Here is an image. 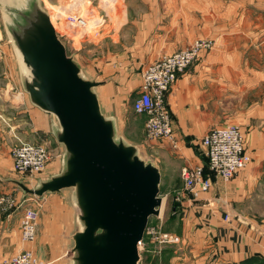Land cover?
Segmentation results:
<instances>
[{"label": "rangeland", "instance_id": "1", "mask_svg": "<svg viewBox=\"0 0 264 264\" xmlns=\"http://www.w3.org/2000/svg\"><path fill=\"white\" fill-rule=\"evenodd\" d=\"M33 1L52 17L68 54L79 63L81 75L86 79L103 82L95 90L104 112L117 120L118 137L136 145L141 158L157 164L163 170L160 186L163 198L161 214L152 216L150 220V228L140 244L139 264H264V248L261 251L258 245L254 248L253 256L232 262L214 263V249L209 246L204 249L201 244L204 236L210 239L211 235L195 222V215L191 216V207L186 206L187 210L182 207L186 197L196 199L186 192L183 193L184 198H178V193L185 190L182 168L189 164L207 163L201 140L212 126L237 125L244 132L249 154L254 149L264 152V146L260 145V138L264 137V15L250 17V14L259 10H246L245 1L237 0V19L231 27L234 33L220 35L223 42L218 47L214 44L211 33H201L183 48L172 49V43L176 39H182L186 32L184 22L181 24L182 0H0V105L4 104L2 96L8 98V103L4 105L7 106L4 109L6 115L2 112L3 109L0 110V119H3L1 113L6 120H9L7 116L12 117L10 125L9 122L6 126L0 124V138L11 135L15 139L12 150L24 143L42 144L49 157L45 169L35 176L17 172L12 156L10 174L30 187L38 186L42 181L60 173L64 167L63 152H60L63 144L57 141L55 135L57 129H60L57 117L43 111L45 116L42 119L37 120L29 114L21 122H17L19 118H16L21 102H32L24 87V75H27L25 64L9 28L15 15L14 10ZM204 4L210 6L212 3L202 2L203 6ZM255 4L261 7L260 1ZM253 6L255 7L254 4ZM228 20H221V24H228ZM206 21L204 19L205 23ZM199 27L202 32L210 30V27ZM196 41H203L204 46L199 49L196 62L186 72L190 71L194 76L198 73L205 74L206 79L210 80L219 79L216 85L220 88L213 93L210 84L205 94L210 107L207 106V109H212L213 105L219 107L214 106L213 111L216 113L210 114L209 111L207 114L210 122H199L200 128L195 124V129L178 130L180 140L190 146L189 155L184 150L182 152V143L178 151L168 139H148V116L135 112L132 106L141 89L130 96L124 88L129 83V77L125 76L127 73H140L142 77L143 70L153 61L165 54L184 50ZM172 92L173 87L166 97L169 109V94L172 95ZM11 99L13 103L9 102ZM196 100L194 90L186 100L187 107L195 109ZM171 116L173 118L172 112ZM247 116H252L253 120L246 128L243 121ZM35 127L39 129L36 130ZM179 155L188 157L191 161H185ZM250 157L251 162L252 156ZM13 187L12 193L0 194V205L4 206L0 209L1 217L2 213L15 217L10 221L9 227L12 246L16 248L21 243L19 250L13 254L31 249L46 264H71L73 260L68 251L74 243L72 234L83 228L78 218L75 189L66 188L62 194L47 193L37 197L25 194L18 185ZM28 208L37 212L36 235L31 241L24 238L23 221ZM247 213L255 221L253 230L258 234L255 235L257 241H260L259 234L264 229V201L257 202ZM250 257L253 258L249 261ZM5 258H0V261Z\"/></svg>", "mask_w": 264, "mask_h": 264}, {"label": "water", "instance_id": "2", "mask_svg": "<svg viewBox=\"0 0 264 264\" xmlns=\"http://www.w3.org/2000/svg\"><path fill=\"white\" fill-rule=\"evenodd\" d=\"M10 32L30 70L24 87L31 102L54 114L64 167L36 187L14 180L25 194L41 197L74 188L83 228L72 238L73 264H139L140 243L152 216L160 215L161 171L118 137L95 88L58 35L52 17L36 1L14 10Z\"/></svg>", "mask_w": 264, "mask_h": 264}, {"label": "crops", "instance_id": "3", "mask_svg": "<svg viewBox=\"0 0 264 264\" xmlns=\"http://www.w3.org/2000/svg\"><path fill=\"white\" fill-rule=\"evenodd\" d=\"M244 1L246 10L249 8L252 10H259L250 14V17L264 15V0ZM256 1H260L261 7L256 6ZM202 2H211L212 4L210 6L204 4L203 6ZM236 3L237 0H182L181 24L184 22L183 25L186 29V32H184L182 39H176L173 42L174 45L172 43V49L183 48L187 44L191 43L196 38L197 34L201 33H211L212 38L215 41L214 44H216L218 47V44L223 42V39L220 37V35H231L234 33V29L231 27L234 26L235 19H237V12L235 10ZM246 16L249 17V15ZM226 18L229 19L228 24H221V20ZM204 19H207L206 23L204 22ZM195 22L197 25H193ZM199 25L202 28L210 27V30H203L202 32L199 29ZM229 39H231L230 36ZM125 76L127 78L129 77V83L124 88V91H126V93L131 96L133 93H136L139 89H141L142 77L140 76V73L135 72L127 73ZM206 77L207 76L205 74L201 73H198L194 76L190 73V71L181 74L178 77L176 84L173 86V94H169V101H171L170 109L173 113L174 129L179 138L180 135L178 130L186 131L188 129H195V124H197V127L200 128V125L198 126L199 122L203 123L205 120L210 122L208 120L207 114H209V111L210 114L216 113L213 111V108L214 106L217 108L219 107L217 105H213L212 109H207V103L209 102L207 101L205 94L206 91L209 90L210 84L212 85L213 93H215L220 87L216 85V82L219 83V79L210 80L206 79ZM127 78H125V80H127ZM194 82L196 83L195 85L192 84ZM108 86L106 85V88H109ZM194 90L197 94L196 108L190 109L187 107L186 100L187 98H190L191 92ZM4 96H2V100L4 101L2 103L4 104L0 105V110L3 109L2 112H4L6 115L4 109L7 108V106L4 105L5 103H8L6 102V99L8 98ZM9 102L13 103L12 99ZM23 102L24 101H22L21 105H19L20 110L17 113L18 116L16 117L19 119L17 122L19 120V122H21L22 119L28 114L37 120L42 119L45 116L43 112L44 110L40 109L33 103H28V101L24 103ZM100 104L102 111L104 112L101 101ZM4 114L1 113V117L3 118L0 119L1 126H6L8 122L10 125L9 120H12V117L7 116L9 120H6ZM104 114L107 115L106 112H104ZM252 120V116H247L245 121H243L244 127L247 128L248 124H250V121ZM212 121L213 122L211 123L213 124L214 120L212 119ZM250 128L251 130L253 129L251 126ZM35 129L38 130L39 127H35ZM255 129H257V127ZM13 142H15V139H13L11 135H5L0 138V194L12 193L14 190L13 186L16 185L14 182L16 179H14L12 174H10L13 163L11 155L12 146L14 144ZM181 142L183 145L182 152L184 150V153H188L190 146L188 147L187 143H184L182 140ZM260 145L264 146V137L260 138ZM61 151L63 152V156L65 158L66 151L63 145L60 147V152ZM179 156V158L184 159L185 161H191L188 157L186 158L182 155ZM251 156L252 161L248 164V166L244 170H241L230 181L225 182L220 177L214 175V185L210 191L203 195L202 199L193 200L186 197L182 202V207L184 206L186 210V206H188V208L191 207V216L195 215V222L200 224L202 229L205 232H208V235H211L210 239H206L204 236V238L201 240V244H203L204 249L207 246L214 249L216 253V257L214 258L216 261L214 263L227 261L232 262L234 260L246 258L254 254V248L256 245L261 248V251L264 248V229L261 234H259L260 241H257L255 235L258 234H256V232L253 230L255 221L253 218H250L251 214L247 213L250 209H253V206L257 202L264 201V152H262L261 149H254V151L251 152ZM193 161L197 162L195 159H193ZM160 171L163 179L164 173L161 168ZM51 194L62 193L59 192ZM2 208H4V206L0 205V209ZM189 211L190 210H188V213ZM226 213L230 214L229 221L224 219ZM12 218L14 219L15 217H12L11 214L6 215V213H2V217L0 214V227H4V229L0 228V258H5L12 255L14 252L19 250V247L21 246V243L17 244L16 248L15 246H12V236L9 232L10 221ZM71 264H73V261Z\"/></svg>", "mask_w": 264, "mask_h": 264}, {"label": "built area", "instance_id": "4", "mask_svg": "<svg viewBox=\"0 0 264 264\" xmlns=\"http://www.w3.org/2000/svg\"><path fill=\"white\" fill-rule=\"evenodd\" d=\"M203 46V41H196L194 45L184 50L163 55L143 70L141 91L132 106L135 112L148 116L146 133L149 140L168 139L174 148L181 149L182 142L175 132L173 118L166 103L167 92L176 84L178 77L193 66L199 57V49ZM201 144L205 148L208 165L206 167L204 163H198L182 168L185 190L178 193L179 199L184 198L185 192L196 200L202 199L213 187L214 175L228 182L250 163L251 155L247 149L244 132L237 125L209 129L203 136ZM11 154L17 172L31 173L35 176L45 169L49 159L45 146L37 143H24L14 148ZM36 216L35 210L27 209L23 224L24 238L28 241L33 240L36 235ZM224 219L229 221L230 214L226 213ZM149 228L150 223L146 233ZM0 264L46 263L31 249H23L3 259Z\"/></svg>", "mask_w": 264, "mask_h": 264}, {"label": "bare ground", "instance_id": "5", "mask_svg": "<svg viewBox=\"0 0 264 264\" xmlns=\"http://www.w3.org/2000/svg\"><path fill=\"white\" fill-rule=\"evenodd\" d=\"M19 55H20L21 60L23 61V57H22V54L20 52H19ZM25 66L26 65H24V69L26 70L27 74L30 76V70H29V68H27ZM162 206H163V204H162ZM162 206H161V210H162Z\"/></svg>", "mask_w": 264, "mask_h": 264}, {"label": "trees", "instance_id": "6", "mask_svg": "<svg viewBox=\"0 0 264 264\" xmlns=\"http://www.w3.org/2000/svg\"><path fill=\"white\" fill-rule=\"evenodd\" d=\"M204 164H205L206 167H207V165H208V161H207V163H204ZM252 256H253V255H252ZM252 258H253V257H250L249 261L252 260ZM244 263H246V262H243V264H244Z\"/></svg>", "mask_w": 264, "mask_h": 264}]
</instances>
